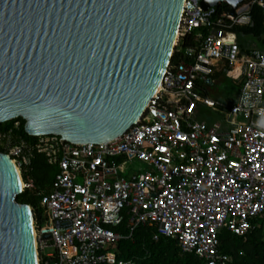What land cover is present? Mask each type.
<instances>
[{"label": "built area", "instance_id": "2783aa9c", "mask_svg": "<svg viewBox=\"0 0 264 264\" xmlns=\"http://www.w3.org/2000/svg\"><path fill=\"white\" fill-rule=\"evenodd\" d=\"M224 3L204 9L201 0H184L179 60L119 137L101 144L56 134L27 140L16 119L0 128V152L19 169L22 193L41 197L34 219L38 264H138L111 248L140 226L177 240L203 264L231 261L220 232L244 236L264 214V51L243 47L236 31L252 24L253 6L264 16V0H243L234 12L228 3L220 9ZM189 35L195 44L180 47ZM237 66L236 103L203 94L218 70ZM200 105L220 120H198ZM38 154L58 169L48 192L30 175ZM122 225L129 235L114 229Z\"/></svg>", "mask_w": 264, "mask_h": 264}, {"label": "water", "instance_id": "95a60500", "mask_svg": "<svg viewBox=\"0 0 264 264\" xmlns=\"http://www.w3.org/2000/svg\"><path fill=\"white\" fill-rule=\"evenodd\" d=\"M243 0H201L204 9ZM184 0H0V124L101 144L133 126L169 66ZM0 152V264H37L34 213Z\"/></svg>", "mask_w": 264, "mask_h": 264}, {"label": "trees", "instance_id": "16d2710c", "mask_svg": "<svg viewBox=\"0 0 264 264\" xmlns=\"http://www.w3.org/2000/svg\"><path fill=\"white\" fill-rule=\"evenodd\" d=\"M228 4L220 5V9L228 8ZM236 31L239 35H250L258 39L264 49V16L262 9L255 5L252 8V24L245 27H238ZM195 44L191 35L183 38L180 47L186 48ZM242 46L244 47L243 43ZM178 50V48H177ZM179 60L178 52L172 57V62ZM21 122L19 136L27 140L33 139L26 132L27 121L17 118ZM14 121L0 125V128H7ZM26 170V168H24ZM58 173L55 166L48 164L43 155H36L30 175L34 178L36 186L40 190L48 192ZM27 178V174H24ZM41 197L35 192L27 189L17 197L20 204L30 205L34 209V215L39 210ZM35 219L38 216L35 215ZM252 228L244 236L233 235L231 232L222 230L220 232L221 250L231 257L228 264H264V214L252 221ZM114 228L116 231L129 235L125 229ZM117 255L123 259H135L138 264H203V261L195 254L185 252L175 239L158 235L155 228L140 226L134 233L120 240L116 246L112 247Z\"/></svg>", "mask_w": 264, "mask_h": 264}, {"label": "rangeland", "instance_id": "374dc122", "mask_svg": "<svg viewBox=\"0 0 264 264\" xmlns=\"http://www.w3.org/2000/svg\"><path fill=\"white\" fill-rule=\"evenodd\" d=\"M239 39L246 48L262 49L260 41L253 36L243 34L239 36ZM220 66L221 65L219 64L218 67ZM213 79L215 80V83L207 85L209 95L224 103H236L240 96L239 82L241 80V67L237 66L234 69H226L222 73L213 76ZM197 119L200 121H207L208 123L220 120L217 114L204 105L199 106Z\"/></svg>", "mask_w": 264, "mask_h": 264}, {"label": "bare ground", "instance_id": "6f19581e", "mask_svg": "<svg viewBox=\"0 0 264 264\" xmlns=\"http://www.w3.org/2000/svg\"><path fill=\"white\" fill-rule=\"evenodd\" d=\"M161 81L159 82V84H158V86H157V88H156V90H158L159 88H160V86H161ZM16 170H17V173H18V176H19V179H20V184H21V189L24 187V182H23V180H22V176H21V174H20V171H19V169L16 167ZM34 237H35V229H34ZM35 246H36V240H35ZM38 264V263H37Z\"/></svg>", "mask_w": 264, "mask_h": 264}, {"label": "crops", "instance_id": "0c3cea01", "mask_svg": "<svg viewBox=\"0 0 264 264\" xmlns=\"http://www.w3.org/2000/svg\"><path fill=\"white\" fill-rule=\"evenodd\" d=\"M257 49H259V48H257ZM260 50H262V51H264V49L262 48V49H260ZM227 68H222V69H220V70H218L217 72H216V75L218 74V73H222L223 71H225ZM239 86H240V84H239ZM207 89V88H206ZM240 93H241V86H240ZM204 95H208V96H210L209 95V90L207 89V91H205L204 93H203ZM211 97V96H210ZM239 98H240V96H239ZM239 98H238V100H239ZM237 100V101H238ZM236 101V102H237ZM226 104H230V103H226Z\"/></svg>", "mask_w": 264, "mask_h": 264}, {"label": "snow or ice", "instance_id": "6c2138e0", "mask_svg": "<svg viewBox=\"0 0 264 264\" xmlns=\"http://www.w3.org/2000/svg\"><path fill=\"white\" fill-rule=\"evenodd\" d=\"M188 87H192V85H191V84H189V85H188ZM189 110H191V109H189ZM97 163L99 164V163H100V161H97ZM257 167H259V165H257Z\"/></svg>", "mask_w": 264, "mask_h": 264}]
</instances>
